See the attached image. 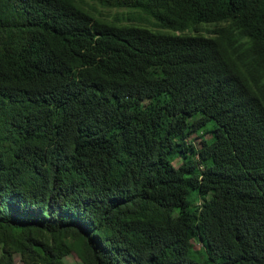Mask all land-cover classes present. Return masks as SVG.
I'll return each instance as SVG.
<instances>
[{
	"label": "trees",
	"instance_id": "obj_1",
	"mask_svg": "<svg viewBox=\"0 0 264 264\" xmlns=\"http://www.w3.org/2000/svg\"><path fill=\"white\" fill-rule=\"evenodd\" d=\"M72 254L264 264V0H0V264Z\"/></svg>",
	"mask_w": 264,
	"mask_h": 264
},
{
	"label": "rangeland",
	"instance_id": "obj_2",
	"mask_svg": "<svg viewBox=\"0 0 264 264\" xmlns=\"http://www.w3.org/2000/svg\"><path fill=\"white\" fill-rule=\"evenodd\" d=\"M123 12H124L123 10L98 7V13H102L103 17H105V19L109 20V21L113 20L115 16H117V15L123 13ZM209 29H212V26H206L204 32L209 30ZM204 34L209 36L207 32H205ZM209 137L210 136H207L206 139L209 138ZM192 141L196 142V145L198 147H202V139H200V138H198L197 136L194 135L193 138H192ZM196 248L199 249L200 245H196ZM66 262L68 264H82L80 259L75 254H72L70 257H68L66 259ZM15 264H26V262L23 261L20 256H16L15 257Z\"/></svg>",
	"mask_w": 264,
	"mask_h": 264
}]
</instances>
